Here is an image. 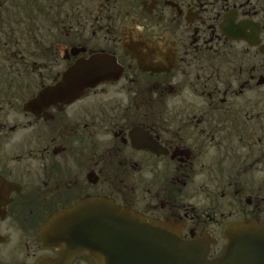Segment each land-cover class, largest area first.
<instances>
[{"label":"flooded vegetation","instance_id":"obj_1","mask_svg":"<svg viewBox=\"0 0 264 264\" xmlns=\"http://www.w3.org/2000/svg\"><path fill=\"white\" fill-rule=\"evenodd\" d=\"M0 22L36 40L0 48V264L56 258L41 227L87 198L206 237L209 262L264 223V0H0ZM97 54L118 79L29 107Z\"/></svg>","mask_w":264,"mask_h":264},{"label":"water","instance_id":"obj_2","mask_svg":"<svg viewBox=\"0 0 264 264\" xmlns=\"http://www.w3.org/2000/svg\"><path fill=\"white\" fill-rule=\"evenodd\" d=\"M119 77L110 55L81 59L56 84L40 91L29 107L69 106L86 91ZM225 236L221 259L209 262L204 258L209 254L206 237L185 241L168 223L148 221L111 199L87 198L44 223L39 231L43 246L61 250L56 258L36 264H68L77 256L92 264H264V223L239 224Z\"/></svg>","mask_w":264,"mask_h":264},{"label":"trees","instance_id":"obj_3","mask_svg":"<svg viewBox=\"0 0 264 264\" xmlns=\"http://www.w3.org/2000/svg\"><path fill=\"white\" fill-rule=\"evenodd\" d=\"M9 24L12 25V27L6 29L3 27V23L0 22V48L4 46H12V47L20 48V46L23 47V45H26V46L35 45L36 40L32 38H25V37L20 38L18 36L13 35V33L17 31H21V30L23 31L24 30L23 25H18V24H15L14 22H10ZM8 31L13 32V33L12 34L8 33ZM5 32L7 34H4ZM39 45L48 46L47 40H46V43H40Z\"/></svg>","mask_w":264,"mask_h":264},{"label":"rangeland","instance_id":"obj_4","mask_svg":"<svg viewBox=\"0 0 264 264\" xmlns=\"http://www.w3.org/2000/svg\"><path fill=\"white\" fill-rule=\"evenodd\" d=\"M9 9V11H11V8L9 7L8 8ZM39 42H40V39H37ZM30 47H32V46H26V45H23V47L22 46H20V48H23V49H26V48H30ZM19 48V49H20ZM88 264V263H87Z\"/></svg>","mask_w":264,"mask_h":264}]
</instances>
